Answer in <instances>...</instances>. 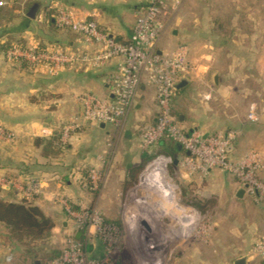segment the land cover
<instances>
[{
    "label": "crops",
    "instance_id": "1",
    "mask_svg": "<svg viewBox=\"0 0 264 264\" xmlns=\"http://www.w3.org/2000/svg\"><path fill=\"white\" fill-rule=\"evenodd\" d=\"M144 2L0 0V42L19 39L26 44L82 48L83 41L78 34L57 27L50 19L51 11L59 5L68 7L75 16L95 20L112 36L125 40ZM33 3L38 4L37 12L28 17L24 10ZM162 19L165 29L158 40V49L185 45L190 67L180 79L185 84L176 86L171 100L178 124L185 130L198 128L204 133L234 130L236 138L230 157L238 159L247 150L255 149L264 162V0L250 5L230 0H182L175 12L165 11ZM116 63L117 59H112L96 69L62 68L51 72L46 67L33 70L11 65L0 52V124L12 135V140H0V174L22 184L29 178L39 181L40 192L28 201L52 219L53 231L59 227L63 237L82 235L65 215L58 197H64L74 207H96L107 220L116 222L123 215L120 205L123 193L137 181L141 171L151 167L158 170H152L148 176V190L142 197L135 196L144 204L133 210L141 223L128 228L151 232L155 229L154 222L166 225L168 220H173L174 227H169L175 230L164 234L166 244L194 238H191V226L198 208L185 195L190 193L193 197L196 188L204 202L217 196L229 203L234 197L240 206L246 197L253 199L234 177L221 170L212 168L205 175H189L179 170L174 161L167 163L168 166L163 162L153 163L155 155L182 154L176 142L167 140L150 152L139 149L143 128L154 121L157 112L155 89L145 82L121 126L82 122L71 132L62 149L45 156L42 145L35 140L54 139L63 125L80 118L76 98L80 92L92 91L99 97H109ZM210 88L211 96L204 100L203 95ZM252 103L258 114L255 121L247 118ZM81 164L94 165L103 174V184L98 190L89 189L84 184L83 173L73 170ZM166 172L174 174L175 186H170ZM260 175L264 180V169ZM183 186L190 192L184 194ZM240 189H243L241 193ZM21 197L13 187H2L3 199ZM255 203L252 229L257 234L253 239L248 236L251 227H238L234 229L237 240L231 250L228 243L231 237L227 236L230 229L216 223L213 234L216 231L217 235L179 251L174 264H235L241 257L247 264L246 252L255 240L264 238V199ZM6 233L2 223V239ZM90 242L88 254L100 257L103 253L100 241L94 237ZM262 260L258 257L257 261Z\"/></svg>",
    "mask_w": 264,
    "mask_h": 264
},
{
    "label": "built area",
    "instance_id": "2",
    "mask_svg": "<svg viewBox=\"0 0 264 264\" xmlns=\"http://www.w3.org/2000/svg\"><path fill=\"white\" fill-rule=\"evenodd\" d=\"M182 0H145L135 15L129 37L118 40L107 29L93 19L75 16L68 7L57 6L53 22L57 27L66 28L78 34L82 48L70 49L60 45L13 43L4 52L10 63L25 62L36 70L46 67L51 72L62 68H100L112 59H117L115 73L110 81V96L99 97L92 91H82L77 95L80 118H74L63 125L59 141L66 142L71 132L77 130L82 122L107 123L119 127L128 111L134 105L143 82L155 89L157 112L152 123L145 125L138 147L142 151L151 148L163 139H170L181 145L183 153L173 156L157 155L153 163L166 165L175 159L176 167L186 174L205 175L212 168H218L234 177L253 195L256 201L264 199V181L258 173L263 170L264 162L259 151L249 149L238 159L230 157V150L236 138V131L224 130L204 133L198 128L183 129L173 113L171 100L178 81L189 71L187 48L177 45L168 50L158 49L157 43L165 29L162 15L165 11L175 12ZM212 89L203 95L207 100ZM247 118L258 119L255 104H250ZM11 133L0 124V140H7ZM159 165V164H158ZM89 189L98 190L103 174L94 165L85 167ZM2 187H13L23 198L30 199L40 192V183L29 179L22 184L11 177L0 176ZM67 218L75 229L91 243L94 237L102 240L103 253L94 258L88 254L85 244L77 238L68 236L63 240L60 254L46 264H111L108 257L113 248L111 230L115 226L106 224L102 213L96 207L78 205L74 207L64 197H58ZM188 226V225H187ZM175 230V229H174ZM173 230V231H174ZM253 254L264 259V238L254 242ZM161 251L148 256L160 262ZM12 254L10 253L9 256Z\"/></svg>",
    "mask_w": 264,
    "mask_h": 264
},
{
    "label": "rangeland",
    "instance_id": "3",
    "mask_svg": "<svg viewBox=\"0 0 264 264\" xmlns=\"http://www.w3.org/2000/svg\"><path fill=\"white\" fill-rule=\"evenodd\" d=\"M230 1H236L239 4L250 5V3L253 4L258 3L259 0H230ZM7 140H12V135ZM153 168L155 167H151L148 170L146 169L145 171H141L139 173L137 181L135 183H132L130 187L126 189V191L123 193L120 201L123 215L118 216L116 222H112L114 224H112L109 220H107L105 216L102 214L106 224H112L113 226H115L114 231L113 230L110 231L111 240L114 241V243L112 244L113 248L108 257V261L111 264H146L145 261L149 260L150 258L148 256L152 255L153 253L155 254V252L157 253L158 251H161L164 245H166L167 242L164 240V234L171 233L175 229V228L170 229L173 226L172 223L173 220H168L166 222V225L157 221L154 222L153 225L155 229L151 232H146L141 228L136 231L132 230L131 228L130 229L128 228V225L134 227L141 223L136 219L138 218V216L136 217V215H133L134 214L133 210L137 208H142L144 204L142 199L138 200L137 197L135 196L142 197V195H144V193H146V191L148 190L146 189V180L148 176L151 174L152 170H158ZM213 169H217L219 171L218 168H213ZM217 174L220 177V174L219 173ZM1 175L2 174H0V176ZM166 176H168L167 181L170 182V186H175L174 174L170 172H166ZM102 184L100 185V187L102 186ZM0 189H1L0 196H2L1 185H0ZM182 192L186 194L190 192V189L186 186L185 187L183 186ZM195 192L196 193L194 194L193 197L189 195L190 193L185 195V197H187L188 199H192L198 208L197 215L194 216V222L192 223L191 226L193 230L191 233L193 236L191 238L193 237L194 238L186 239L185 241H183V243L182 242L170 243L166 256L160 260L159 264H174V257L179 251H182L185 248L189 249L190 247H192V245L194 246L197 245L198 243L207 242L209 239L213 237V235H217L218 233H216V231L213 234V227L215 226L216 223H218L220 226H225L227 230L230 229V232L228 233L227 236H230L232 238V239L230 238V241H228L231 250L233 249L232 244L235 243V239H236L235 234L237 233V231L234 229H238V227H243V226L244 227L246 226L247 229L251 227L250 230L252 232L248 233V236L249 235L252 236L251 239H253L257 234L255 233V230L252 229L253 228L252 226H254L255 223V208H256V203H255L256 200L254 199L252 194L246 192L250 194L254 200L250 196H248L245 198L244 202H242L241 204H239L240 206H238L237 203L239 202L234 197L232 198L231 201H229V203L228 200L219 199L217 196H215L214 199L209 200L208 202L207 201L204 202L200 198L199 188L198 189L196 188ZM139 218L141 219V217ZM169 225L172 226L169 227ZM7 233H6V237H3L4 239H2V223H0V264H23L21 261V253H20L21 251H27L26 249L29 248L36 249L40 253L42 251L49 252L52 249L56 250L61 247L63 240L66 238V236L64 237L62 236L59 227H57L56 231H53L52 229L48 234L44 235L41 238H32L28 236H23L21 239L16 240L15 238L12 237L10 238L9 234ZM2 240H4L3 245L5 243V245L3 246L4 251L2 250ZM253 245L254 243L245 254L247 264H259V262L257 261L259 256L253 254L252 251ZM10 253L12 254L11 256H9ZM94 258H98V257H94ZM152 260H155V262L158 261L155 258H151V261L148 264H156L152 262ZM208 264H213V263H208Z\"/></svg>",
    "mask_w": 264,
    "mask_h": 264
},
{
    "label": "trees",
    "instance_id": "4",
    "mask_svg": "<svg viewBox=\"0 0 264 264\" xmlns=\"http://www.w3.org/2000/svg\"><path fill=\"white\" fill-rule=\"evenodd\" d=\"M38 4L33 3L31 5H27L25 8V14L28 17H33L37 12ZM55 13V9L51 11L49 17L52 20ZM54 23V22H53ZM101 27V26H100ZM116 38V37H115ZM117 39V38H116ZM23 43L21 40H6L0 42V52L3 55L6 49H8L13 43ZM45 46V45H41ZM11 65H17L20 67H27L31 69L27 63L21 61L17 63H12ZM177 91V89H176ZM175 93V91H174ZM175 115V114H174ZM176 116V115H175ZM177 119V118H176ZM63 127V126H62ZM61 129L59 133L53 138H41L36 139L35 142L37 144H41L43 148V154L46 156L57 153L60 149L64 147V143L59 141V136L61 133ZM189 131V130H186ZM216 133V132H213ZM170 139H163L159 141L156 145L151 148L144 150L146 152H150L154 150L160 143L165 142ZM55 141V142H54ZM172 141V140H170ZM174 142V141H172ZM174 146V145H173ZM172 146V147H173ZM160 155V154H159ZM157 155H155L156 157ZM85 165H77L73 170H79L83 173L85 178V185L89 188L87 173L85 171ZM261 172V171H260ZM260 172L258 173L259 178H261ZM31 179V178H29ZM33 179V178H32ZM262 179V178H261ZM263 180V179H262ZM264 181V180H263ZM1 190V189H0ZM112 223V221H110ZM0 223H3L7 228V234H9L10 238H15L16 240L21 239L23 236H28L32 238H41L44 235L48 234L54 227V223L52 219L45 215L42 210L37 206L28 201L26 198H19L18 200H6L0 196ZM114 224V223H112ZM72 236L76 238L73 234H68L66 237ZM100 241V245L103 250V242L100 238L96 237ZM79 241L85 244V248L88 251L89 245L86 241V238L81 235L77 238ZM62 246V245H61ZM19 248V247H18ZM13 250V249H12ZM19 250V249H18ZM27 251H21V261L23 264H46L54 257L58 256L61 251V247L59 249H52L49 252H39L36 249L29 248ZM39 252V253H38ZM102 256V255H101ZM100 256V257H101ZM259 264H264V260H262Z\"/></svg>",
    "mask_w": 264,
    "mask_h": 264
},
{
    "label": "water",
    "instance_id": "5",
    "mask_svg": "<svg viewBox=\"0 0 264 264\" xmlns=\"http://www.w3.org/2000/svg\"><path fill=\"white\" fill-rule=\"evenodd\" d=\"M213 81H214V83H216V75L213 76ZM184 84H185V80H181V81H179V83L176 86L180 87L181 85H184ZM177 145L179 147H181V145L179 143H177ZM231 148H232V146H230L228 149H231ZM173 161L176 162L175 159ZM242 191H243V189H240L239 193H241ZM78 235H79V233H77L76 237H78ZM168 248H169V244H166L161 249V252L159 254L160 260L166 256ZM244 262H245V258L241 257L235 261V264H244Z\"/></svg>",
    "mask_w": 264,
    "mask_h": 264
},
{
    "label": "bare ground",
    "instance_id": "6",
    "mask_svg": "<svg viewBox=\"0 0 264 264\" xmlns=\"http://www.w3.org/2000/svg\"><path fill=\"white\" fill-rule=\"evenodd\" d=\"M152 261H155V260H152Z\"/></svg>",
    "mask_w": 264,
    "mask_h": 264
}]
</instances>
